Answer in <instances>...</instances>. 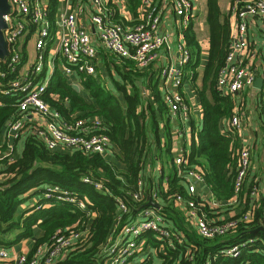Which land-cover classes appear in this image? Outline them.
Masks as SVG:
<instances>
[{
	"label": "trees",
	"instance_id": "obj_1",
	"mask_svg": "<svg viewBox=\"0 0 264 264\" xmlns=\"http://www.w3.org/2000/svg\"><path fill=\"white\" fill-rule=\"evenodd\" d=\"M53 10L57 0H51ZM130 9L138 16L142 0H129ZM111 20L124 25L118 11L112 12ZM208 23L211 30L209 61L205 67L202 86L198 96L203 109V124L192 134L191 145L186 156L190 166H198L204 173V181L209 185L215 200L225 201L233 196L234 181L237 174V149L240 138L237 133L223 131V122L231 120L235 113L237 100L231 94L223 93L217 84L218 76L230 50L231 27L228 16L223 17L218 0H208ZM187 46L192 49L194 60L188 61L186 69L195 70L199 66L200 46L196 39L193 23L183 30ZM111 64L119 73L122 82L116 81L117 89L123 92L126 106L110 92L104 90L96 79L82 75L83 86L95 99L90 103L77 92L66 76L56 69L45 93L50 105L60 111L66 120L81 117H100L104 131L110 136L119 149L118 161L124 164L121 168L113 159L97 153L87 154L79 149L50 150L42 139L31 129L22 137L23 149L13 161L9 158L0 160V246H9L23 239L33 238L32 248L28 252L31 261L35 252L44 244H51L58 231L68 228H88L89 233L83 242L66 251L55 260L54 264H104L103 248L110 237L115 240L117 232L126 224L135 220L137 213L148 204L147 196L142 201L134 199L137 181L145 174L147 165L161 160L164 171H168V189L162 183L156 185L159 205L166 224L186 234V248L181 246L174 250L169 248L168 241L158 238L155 232L146 231L141 239L156 248L162 255L163 264H264V216L261 207L249 223L240 225L231 236L207 239L200 237L189 225L181 209L175 206L171 196L186 194L185 181L177 175L173 154V137L168 117L169 109L159 89L156 71L141 69L134 60L111 54ZM195 62V63H194ZM196 74V72H195ZM143 85L152 91L158 113L164 115L165 126L162 133L153 102L145 100ZM129 86V89L128 87ZM9 105L0 106V143L1 131L5 130L8 121L17 112L11 106L10 99L3 100ZM75 111H81L74 116ZM164 113V114H163ZM264 110L261 116V128L264 142ZM15 140L16 142L20 141ZM1 145V144H0ZM157 149L156 153L154 149ZM14 156V154H13ZM88 177L93 183L86 182ZM100 181L104 189H97L94 182ZM50 186H57L62 191L76 195L86 204L85 208L76 202L58 199L57 195L48 199L43 193ZM252 184L248 185V190ZM41 199L33 206H21L34 196ZM119 200L127 205V211L120 209ZM198 199L199 208L211 219L219 216L218 208L212 207ZM229 218V209L223 211ZM121 218L117 225L118 218ZM117 226V230L114 229ZM15 233L12 242L2 238ZM251 240V241H250ZM244 242L239 257L221 254L225 247ZM191 247L192 260L186 254ZM163 249L164 252H161ZM217 254V258L213 256ZM28 264V263H27ZM39 264H45V258Z\"/></svg>",
	"mask_w": 264,
	"mask_h": 264
},
{
	"label": "built area",
	"instance_id": "obj_2",
	"mask_svg": "<svg viewBox=\"0 0 264 264\" xmlns=\"http://www.w3.org/2000/svg\"><path fill=\"white\" fill-rule=\"evenodd\" d=\"M93 4L92 21L98 30V39L102 47L111 53L131 58L141 69L150 67L156 62L158 52L169 45V36L160 33L162 8L157 0H142V11L136 22L126 27L111 21V13L105 0H91ZM173 3L176 13L182 18L181 25H189L194 4L192 0H169ZM9 12L3 15L6 26L2 29L4 40L7 43L8 53L0 57V105H9L3 100L10 99L11 106L17 112L8 121L3 144L0 145V160L15 158V140L32 130L50 150L79 149L87 154L97 153L104 156L111 145L110 136L104 131V123L98 116L81 117L66 120L60 111L54 109L45 98L52 73L58 69L72 84L77 75H95L97 69L95 59L98 49L93 41L92 34L87 28L79 24L78 12L64 9L58 18L49 20V5L44 0H8ZM231 13L235 18V27L231 31L230 50L226 64L220 70L217 84L225 94H231L238 100L246 87L255 86L258 79L254 58L259 57L264 62V51L252 49L249 41V27L251 23L259 21L264 30V0H233ZM33 40L34 56L29 60L24 43ZM57 43L59 54L50 56L49 45ZM181 65H166L160 70V75L172 84L174 90H167L164 101L169 113L178 114L183 121L188 120L191 109L183 93L176 88L180 87L184 78V64L190 60V51L181 45ZM250 55L253 60L245 62L236 60L241 55ZM52 58V60H50ZM48 70H51L47 80ZM243 121L239 108L235 110L228 124V130L237 133L240 138V147L237 149V174L234 181V193L225 201L215 198L207 203L218 209H229L232 212L229 218L211 219L200 210L198 199V182L204 181V173L198 166H190L186 156L185 146L177 145L173 148L177 175L186 184V194H175L172 197L176 207L181 209L189 225L196 233L207 239L231 236L236 233L240 222L249 223L253 220L256 210L261 207L264 216V189L260 179L253 173L254 149L253 145L241 140ZM5 152L2 149L5 148ZM162 170V166H158ZM86 182L93 181L86 177ZM252 184L248 190L246 187ZM97 189H104L100 181L94 182ZM137 190L134 199L142 201L147 196L145 181L141 177L137 181ZM164 187L168 189L166 179ZM57 198L76 202L85 208L86 204L74 194L62 191L57 186H50L43 193V198ZM148 202L154 206H142L134 221L126 223L116 234L115 240L108 239L103 248L104 264H129L130 260L141 250V236L146 231H153L158 238L168 241L171 249L186 248V234L166 224L162 215V206L159 205L157 189L149 193ZM200 200L205 201L203 198ZM120 209L127 211V205L119 200ZM206 202V201H205ZM121 221L119 217L116 224ZM117 230V226L114 231ZM88 228L73 227L65 232L58 231L51 244H44L28 261V253H12L9 248L0 246V264H39L45 258V264H54L66 251L75 248L87 238ZM251 241V240H250ZM244 242L225 247L221 254L229 257H239ZM191 247L186 254L192 260ZM162 252L163 249H162ZM217 258V254L213 256ZM204 264H211L207 260Z\"/></svg>",
	"mask_w": 264,
	"mask_h": 264
},
{
	"label": "crops",
	"instance_id": "obj_3",
	"mask_svg": "<svg viewBox=\"0 0 264 264\" xmlns=\"http://www.w3.org/2000/svg\"><path fill=\"white\" fill-rule=\"evenodd\" d=\"M194 4V8L192 10V15L190 17V23H193V29L196 35V39L200 46L199 51V66L192 70L186 69V64H184L185 73L182 84L180 87L176 88L181 91L190 106L191 115L188 120L183 121L180 119L178 114H169V126L172 132L173 137V148L177 145H182L189 148L192 141V134L195 130L194 135L197 136V131L202 127L203 124V109L198 96V88L202 86V79L205 67L209 61V49H210V38H211V30L210 25L208 23V0H192ZM233 0H218V4L220 10L222 12V19L225 16L229 17L231 31L235 27V18L231 13V5ZM45 3L49 5V20L54 22L61 11L65 8L68 10H75L78 12V21L79 24L88 29V31L92 34L93 41L98 49L97 58L95 59L96 64V73L92 77H94L98 84L102 86V88L112 95H114L119 102L126 106V101L123 95V92L117 89L116 81L122 82V79L119 73L115 70L114 66L111 64L112 58L110 55L112 54L110 51L101 46L100 41L98 39V30L92 21L93 14V4L91 0H57L56 9L53 10L52 1L44 0ZM110 9V13L112 16V12L114 10L118 11L119 16L122 21L125 22L124 26L130 27L132 26L138 17L141 15L142 8H138V16L134 15V12L130 9L129 0H105ZM158 4L161 5L162 8V20L160 24V33L169 36V45L163 47L158 52V58L156 62L148 69L151 71H156L157 75L155 79H158L159 89L162 92V97L166 91L174 90L172 84L167 83V81L160 75V70L163 66L166 65H181V45H184L185 48L190 51V60L192 56H195L192 53V49H190L185 41L183 30L185 27L181 25L182 18L178 16L176 13V9L173 3L169 0H157ZM113 22V20H111ZM115 23V21L113 22ZM189 26V25H188ZM187 27V26H186ZM249 41L252 49H256L258 51H264V30L262 27V23L256 21L251 23L249 27ZM25 51H27L28 60L34 56V47L33 40H26L24 43ZM50 53V56L55 54H59V48L57 43H53L49 45V49H47ZM242 60L248 62L253 60V58L246 54L238 56L236 60ZM195 63V62H194ZM255 70L258 78H261V88L255 86L246 87L242 92L240 98L237 100V106L235 110L239 108L240 117L243 121V129L241 131V140L249 144L253 145L254 149V165H253V173L256 177L260 179V185L264 189V142H263V134L261 128V116L262 110H264V62L261 61L259 57L254 58ZM56 71V70H55ZM55 71L52 73L51 78H53ZM196 72V74H195ZM63 74V73H62ZM64 75V74H63ZM84 75V74H83ZM65 76V75H64ZM88 76V75H86ZM82 75H77L74 77L77 86L79 87V92L82 94L87 101L90 103H95V99L91 95L90 91L83 86ZM68 79V78H67ZM69 80V79H68ZM70 81V80H69ZM71 83V82H70ZM72 84V83H71ZM75 84H72L74 86ZM129 89V86H127ZM143 96L145 100H150L156 107L158 123L160 127V133L163 132L165 126V118L164 115L158 113V106L154 101V97L152 95V91L143 85ZM2 106V105H0ZM82 112L75 111L73 113L74 116H79ZM164 114V113H163ZM264 114V113H263ZM264 117V115H263ZM230 120L223 122V131H228V124ZM5 130L1 131V141L4 139ZM3 144V143H0ZM4 145V144H3ZM6 145L4 150H6ZM23 149V140L16 142L15 150H14V158H17ZM155 153L157 149H154ZM173 152V151H172ZM174 154V153H173ZM119 149L116 144L111 141V145L108 151L104 154L106 158L113 159L117 161L121 168H124V164L118 161ZM161 160H156L154 164L147 165L145 169V174L142 176L145 181L146 189L149 191V188H155L156 185L162 183L164 186L165 181L167 179L168 171H164V166L162 165ZM162 166V170H159L158 166ZM167 169V168H165ZM1 179V176H0ZM200 198H203L206 202L214 199V195L209 187V185L203 181L198 182V193ZM43 197V195H42ZM41 199L40 195L34 196L31 199L27 200L21 207L28 208V206L35 205ZM153 205V204H151ZM149 206V205H146ZM154 206V205H153ZM225 209L218 210L219 218L220 215L225 217L226 213H224ZM230 215L232 212H229ZM193 229V228H192ZM195 230V229H194ZM15 237V233H10L4 235L2 238L5 242H12ZM33 238L23 239L19 242L13 243L7 248L14 254L29 252L32 248ZM149 244H146L145 247L149 248ZM5 247V246H4ZM162 252V251H161ZM139 256V261L135 263L136 257ZM144 251L136 254L129 262V264H142L143 261L146 260L144 264H152V261L148 262L147 258H145ZM144 258V259H142ZM142 259V260H141ZM158 264H163L162 259H159Z\"/></svg>",
	"mask_w": 264,
	"mask_h": 264
},
{
	"label": "water",
	"instance_id": "obj_4",
	"mask_svg": "<svg viewBox=\"0 0 264 264\" xmlns=\"http://www.w3.org/2000/svg\"><path fill=\"white\" fill-rule=\"evenodd\" d=\"M10 10V4L8 0H0V57L4 58L8 53L7 43L4 40L2 29L6 26V23L4 21L3 15ZM255 85L259 88H261V78H258ZM76 91L79 90V87L77 85L73 86ZM155 205L153 201H149L147 205ZM261 229L264 231V228L261 227Z\"/></svg>",
	"mask_w": 264,
	"mask_h": 264
},
{
	"label": "rangeland",
	"instance_id": "obj_5",
	"mask_svg": "<svg viewBox=\"0 0 264 264\" xmlns=\"http://www.w3.org/2000/svg\"><path fill=\"white\" fill-rule=\"evenodd\" d=\"M222 13V12H221ZM227 16H230V15H228L227 14ZM50 60H52V58L50 59ZM50 76H51V70H48V74H47V80H49L50 79ZM2 152H5V150L4 149H2ZM145 240L143 239V241L141 242V250H140V252H142V251H144V255H146V257L145 258H147V257H149V258H147V260H148V262H150V261H152V264H158L159 263V259L161 258L162 259V255L161 254H159V252L156 250V248H154L153 246H149V248L147 249V247H145ZM137 259L135 260V263H137L138 261H139V256H137L136 257ZM142 259H144V258H142ZM141 259V260H142ZM150 260V261H149ZM146 262V260L145 261H143L142 262V264H144Z\"/></svg>",
	"mask_w": 264,
	"mask_h": 264
}]
</instances>
